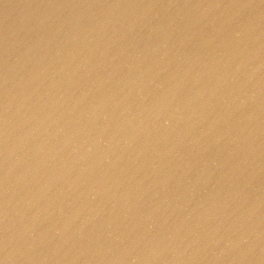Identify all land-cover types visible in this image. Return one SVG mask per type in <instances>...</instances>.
Listing matches in <instances>:
<instances>
[{"label": "water", "instance_id": "95a60500", "mask_svg": "<svg viewBox=\"0 0 264 264\" xmlns=\"http://www.w3.org/2000/svg\"><path fill=\"white\" fill-rule=\"evenodd\" d=\"M0 264H264V0H0Z\"/></svg>", "mask_w": 264, "mask_h": 264}]
</instances>
